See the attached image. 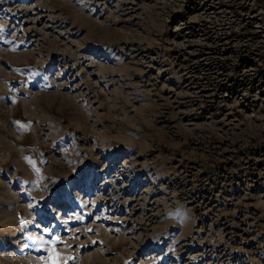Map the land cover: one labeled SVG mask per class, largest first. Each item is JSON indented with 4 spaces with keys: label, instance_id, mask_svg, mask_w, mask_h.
<instances>
[{
    "label": "rangeland",
    "instance_id": "1",
    "mask_svg": "<svg viewBox=\"0 0 264 264\" xmlns=\"http://www.w3.org/2000/svg\"><path fill=\"white\" fill-rule=\"evenodd\" d=\"M0 30V264H264V0H0Z\"/></svg>",
    "mask_w": 264,
    "mask_h": 264
},
{
    "label": "snow or ice",
    "instance_id": "2",
    "mask_svg": "<svg viewBox=\"0 0 264 264\" xmlns=\"http://www.w3.org/2000/svg\"><path fill=\"white\" fill-rule=\"evenodd\" d=\"M0 31H2V30H0ZM45 231H48L47 229H45ZM29 239H32V238H29ZM59 237H57L56 238V240H53V241H48V243H52V244H55L57 241H59ZM41 242H45V241H43L42 239H41Z\"/></svg>",
    "mask_w": 264,
    "mask_h": 264
}]
</instances>
